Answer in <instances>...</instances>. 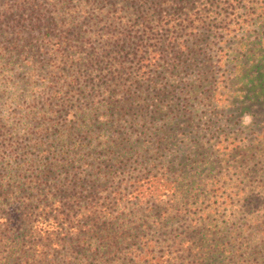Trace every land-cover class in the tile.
I'll list each match as a JSON object with an SVG mask.
<instances>
[{"label":"rangeland","instance_id":"obj_1","mask_svg":"<svg viewBox=\"0 0 264 264\" xmlns=\"http://www.w3.org/2000/svg\"><path fill=\"white\" fill-rule=\"evenodd\" d=\"M84 1L87 0L68 3L82 5ZM3 2L0 0V13L4 12ZM53 2L37 0L47 15L53 10ZM115 3V0H103L98 6L104 5L103 11H112ZM241 6L232 12L227 0H191L188 10L178 9L172 15L173 9H170L175 23L191 14L201 21L195 29V38L182 37L188 39L186 55L173 59L167 46L162 48L160 72L155 74L158 87L164 88V92L172 90L166 101L176 105L175 124L167 136L168 146L162 148L156 144L155 140L163 135L158 130L157 135L153 132L146 136L132 135L136 146L143 145L140 152L117 150L109 155L98 147L90 153L82 151L95 166L94 171L101 163L105 175L88 176L92 182L76 185L69 205L59 207L68 199L52 204L59 207L56 209L59 212L50 213L56 214L62 228L51 234L53 239H59L58 247L45 240L43 243L56 258L55 263L73 252L74 263L83 256L81 264H264V107L258 105L245 113L239 107H226L217 98L218 92L224 93L228 82L224 80L228 74L222 71L233 63L227 56L236 51L243 34L250 41L257 31L252 18L228 30L231 18L243 14ZM130 14L123 11L116 12L115 16L129 18ZM116 26L112 23L106 29L114 30ZM95 30L96 35L86 36L76 44L75 56L85 57L86 45L98 44L101 30ZM40 35H33V49L25 48L27 55L39 54L32 66L26 63V52L7 55L0 61V122L6 125L7 135L16 145V157L25 156L21 147L32 142L29 129L39 125L35 114L42 109V80L51 70L48 54L34 50L43 43ZM1 38L0 44L7 42ZM155 42L152 38L148 44ZM124 65L130 66V63ZM95 68L90 72L79 65L76 70L84 81H89L91 76L99 78L106 71L103 65L96 64ZM77 96L79 103L92 99L88 91L78 90ZM173 96L174 99H169ZM23 112L29 116L23 118ZM62 118L63 112L58 119ZM161 123L158 121L156 127L160 129ZM88 135L81 132L83 137ZM25 152L31 157L38 150L28 148ZM72 168L66 165L58 171L51 170L50 174L69 185L66 179L72 178L70 171H81L78 164ZM0 176L5 178V185L0 188V264H17L14 262L17 257L12 255L18 256V253L11 249H21L34 236L29 237L30 232L22 229L13 244L9 238L13 234L8 229L13 231L27 215L34 219L41 207L35 199H30L26 208L20 204L26 198L13 188L17 175ZM145 176L163 177L169 183L149 192L153 186L145 189L150 185L143 179ZM133 183L142 184L143 195L130 194ZM91 204L96 211L91 216L93 226L88 218H83L84 207ZM8 221L10 224L6 227ZM86 222L90 228H85ZM102 227L106 230L102 231Z\"/></svg>","mask_w":264,"mask_h":264},{"label":"trees","instance_id":"obj_2","mask_svg":"<svg viewBox=\"0 0 264 264\" xmlns=\"http://www.w3.org/2000/svg\"><path fill=\"white\" fill-rule=\"evenodd\" d=\"M69 1L54 0L53 10L47 15L41 11L37 0H12L10 3L9 0H4V12L0 13V38L7 40L0 44V61L7 58V55L26 52V63L32 66L34 58L39 54L27 55L26 49H33L34 46L31 45L35 43L32 38L38 33L41 34L40 41L43 43L34 50L39 49V53L48 54L47 61L51 66L50 72L42 80V109L35 114L39 125L29 129L32 142L21 147L23 151L28 148L38 150L36 155L29 157L24 151V157H16V145L7 135L6 125L0 122V153L3 155L0 157V175H17L13 188L25 196L22 197L26 198L23 199L25 201L20 202L25 208L30 199H35L41 207L34 219L27 215L13 231L8 229L13 234L12 237L8 235L13 244L22 229L30 232L29 237L34 236L21 249H11L18 253V256L12 255L17 257L14 260L17 264L82 263V255L78 257V262H73V252L66 253L61 262L55 263L56 258L49 253L43 240L58 247L59 239H53L51 234L62 228L56 220V214L51 215L50 212H59L57 208L69 205L76 185L84 186L92 182L88 176L104 177L101 163H98L95 172V166L89 162L86 158L88 155L83 154V150L90 153L98 147L109 155L117 150L140 152L143 145L136 146L137 141L132 140V135L135 133V137L137 134L146 136L158 130L163 135L161 139L155 140L156 144L162 148L168 146L167 136L175 124L176 105L166 101V96L172 90L164 92V88L158 87V75L155 74L160 72L158 68L164 52L162 48L167 46L173 59L178 55H186L189 49L187 41L196 37L195 29L201 21L195 14L176 23L171 19L178 9L188 10L191 0H115L112 11H103L104 5L98 6L103 0H87L82 5L69 4ZM238 5L243 8L242 18L237 20L241 16H233L227 24L228 30L252 18L257 31L250 41L243 34L236 51L227 56L233 63L222 71L224 75L228 74L224 78L228 82L226 81L224 93L218 92L217 98H221L226 107H239L246 113L258 105L264 107V0H227V7L232 12ZM170 9H173L170 12L172 15L169 13ZM123 11L131 13L130 17L115 16L116 12ZM112 23L117 25L114 30L106 29ZM230 25L232 26L229 27ZM89 28L91 30L86 31ZM97 28L101 30L98 44L86 45L85 57L75 56L76 44L86 36L91 38L96 35ZM179 30L184 32L179 34ZM185 35L188 39H182ZM152 38L156 42L148 44ZM126 62L130 66H125ZM96 64L106 67L99 78L91 76L89 81H84L81 73L76 70L77 66L82 65L92 72L96 70ZM31 88L35 91L34 86ZM78 90L88 91L91 101L79 103ZM171 98L174 99V96L169 97ZM61 112L63 118L58 119ZM21 116L27 118L29 114L23 112ZM158 121H162L160 129L156 127ZM80 131L89 135L83 137ZM76 164L81 166V171H70L72 178L66 179L71 183L69 185L50 174L51 170L58 171L66 165L72 168ZM14 169L15 174H12ZM143 179L150 182L145 187L146 190L153 186L149 192L161 185L166 187L169 183L163 177L145 176ZM4 185L5 178L0 176V188ZM64 186L66 189H63ZM142 188V184L133 183L130 194L143 195ZM64 194L66 195L63 196ZM60 199L68 200L60 203ZM46 201L51 204L47 205ZM53 203H60L59 207H52ZM92 207L95 209L92 204L84 207L87 216L84 214L83 218H88L93 226L91 216L96 211ZM8 224L9 221L5 226L8 227ZM85 224L83 223L85 228H90L88 222ZM101 230L105 231L106 227ZM68 240L72 242L71 237Z\"/></svg>","mask_w":264,"mask_h":264}]
</instances>
